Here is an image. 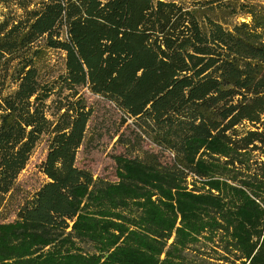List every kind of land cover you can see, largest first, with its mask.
I'll use <instances>...</instances> for the list:
<instances>
[{"label":"trees","instance_id":"trees-1","mask_svg":"<svg viewBox=\"0 0 264 264\" xmlns=\"http://www.w3.org/2000/svg\"><path fill=\"white\" fill-rule=\"evenodd\" d=\"M0 264H264V0H0Z\"/></svg>","mask_w":264,"mask_h":264},{"label":"rangeland","instance_id":"rangeland-1","mask_svg":"<svg viewBox=\"0 0 264 264\" xmlns=\"http://www.w3.org/2000/svg\"><path fill=\"white\" fill-rule=\"evenodd\" d=\"M51 61L53 64L60 62V54L52 53ZM84 94L88 98L89 103L95 104L96 111L98 116L96 121H100L101 118L105 119V126H110L111 132L116 127L115 124H118L121 114L114 112L112 106L108 103L102 101L99 98L89 96L85 91ZM130 123V122H128ZM109 135H105L101 138L99 144H93L89 150L82 152V149L79 150L77 154V166L82 167L88 170L94 178H104L109 181L115 180L113 177L114 172V163L110 158L111 154L119 152L118 148H113V141H110ZM45 155V148L43 144H40L32 155L26 169L18 177V183L20 186L27 190L28 192H33L40 183L42 182V177L37 173L35 165L38 164ZM12 209H9L7 213V220L11 221L14 219Z\"/></svg>","mask_w":264,"mask_h":264}]
</instances>
